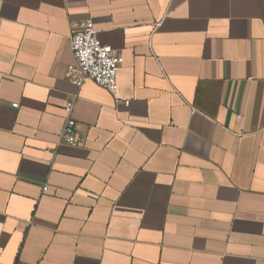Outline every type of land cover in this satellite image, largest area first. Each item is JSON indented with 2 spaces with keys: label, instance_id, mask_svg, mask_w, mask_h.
<instances>
[{
  "label": "crops",
  "instance_id": "0c3cea01",
  "mask_svg": "<svg viewBox=\"0 0 264 264\" xmlns=\"http://www.w3.org/2000/svg\"><path fill=\"white\" fill-rule=\"evenodd\" d=\"M0 264H264V0H0Z\"/></svg>",
  "mask_w": 264,
  "mask_h": 264
},
{
  "label": "built area",
  "instance_id": "2783aa9c",
  "mask_svg": "<svg viewBox=\"0 0 264 264\" xmlns=\"http://www.w3.org/2000/svg\"><path fill=\"white\" fill-rule=\"evenodd\" d=\"M70 48L76 63L67 69L69 81L79 87L86 80L107 89L116 101L128 105L130 100L121 97L117 91L118 71L121 65L120 54L109 44L99 41L94 26L93 15L78 21L70 29ZM16 107L17 103H12ZM74 102L68 100L63 108L65 118L58 135L57 146L60 144H74L77 141L76 121L73 117ZM56 148L47 147V151L54 152ZM47 187L44 186L43 190Z\"/></svg>",
  "mask_w": 264,
  "mask_h": 264
}]
</instances>
